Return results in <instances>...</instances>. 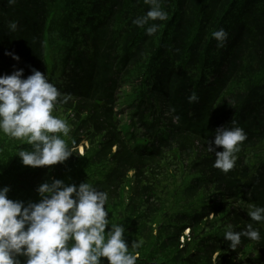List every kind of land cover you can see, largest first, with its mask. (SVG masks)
Instances as JSON below:
<instances>
[{
    "label": "trees",
    "instance_id": "trees-1",
    "mask_svg": "<svg viewBox=\"0 0 264 264\" xmlns=\"http://www.w3.org/2000/svg\"><path fill=\"white\" fill-rule=\"evenodd\" d=\"M149 7L0 0V75L46 74L68 98L53 114L75 142L65 162L32 168L17 155L27 142L0 133V188L25 204L39 202L36 189L53 179L108 191L111 223L126 227L129 247L144 241L137 264H264V239L232 250L223 238L228 225L248 223L264 237V224L247 215L264 206V0H161L167 17L153 36L133 23ZM221 28L228 39L218 48L212 34ZM232 120L247 139L225 174L208 146Z\"/></svg>",
    "mask_w": 264,
    "mask_h": 264
},
{
    "label": "clouds",
    "instance_id": "clouds-1",
    "mask_svg": "<svg viewBox=\"0 0 264 264\" xmlns=\"http://www.w3.org/2000/svg\"><path fill=\"white\" fill-rule=\"evenodd\" d=\"M7 3L15 5L17 0H7ZM144 3L150 6L148 11L133 23L144 29L146 35L153 36L159 28L156 21L165 20L167 12L161 7V0H144ZM7 27L15 32L18 22L10 21ZM212 35L218 48L228 39L223 28ZM6 55L20 59L13 53L6 52ZM67 99L46 74L34 68L26 78L23 69L0 75V133L27 142L30 147L19 149L17 154L24 165L52 166L73 155L75 142L70 146L65 139L70 135L71 126L53 114L57 105L66 103ZM188 101L197 102L198 96L193 93ZM179 120V116L173 117L174 123ZM231 125L218 127L208 146L209 152H215L213 167L225 174L235 167L237 153L247 139L235 120ZM122 129L125 130L123 125ZM216 148L222 150L216 151ZM9 191L7 186L0 188V264H137L138 250L144 241L133 240L129 247L126 227L111 223L106 209L108 191L87 180L77 185L53 179L36 189L39 202L27 204L10 199ZM247 215L252 222L264 224V206L254 205ZM223 238L232 250L241 245L242 239L255 242L264 239L253 223L240 231L228 225Z\"/></svg>",
    "mask_w": 264,
    "mask_h": 264
},
{
    "label": "rangeland",
    "instance_id": "rangeland-1",
    "mask_svg": "<svg viewBox=\"0 0 264 264\" xmlns=\"http://www.w3.org/2000/svg\"><path fill=\"white\" fill-rule=\"evenodd\" d=\"M123 126H124V129H128V132H129V129L133 126L132 123H130L129 121H125L123 122ZM134 141V140H133ZM79 150V154H82V148H78Z\"/></svg>",
    "mask_w": 264,
    "mask_h": 264
}]
</instances>
